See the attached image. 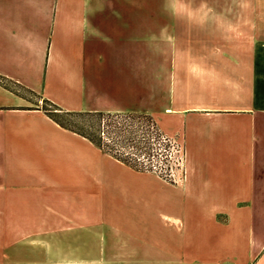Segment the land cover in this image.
I'll return each instance as SVG.
<instances>
[{"label": "crops", "instance_id": "1", "mask_svg": "<svg viewBox=\"0 0 264 264\" xmlns=\"http://www.w3.org/2000/svg\"><path fill=\"white\" fill-rule=\"evenodd\" d=\"M134 2L0 0V77L33 94L0 84V264H264V0ZM43 101L147 113L183 143V178L137 171Z\"/></svg>", "mask_w": 264, "mask_h": 264}, {"label": "rangeland", "instance_id": "2", "mask_svg": "<svg viewBox=\"0 0 264 264\" xmlns=\"http://www.w3.org/2000/svg\"><path fill=\"white\" fill-rule=\"evenodd\" d=\"M233 1L236 0H231L230 6L214 5L211 12L252 13V6L244 5L243 0H237L241 5H233ZM157 2L135 0L134 13L156 14ZM152 24L149 23L151 27ZM60 119L73 130L91 134L95 138L101 136L103 143L112 149V154L132 162L137 171L156 174L171 183L183 178L186 160L183 143L163 134L147 113L60 114Z\"/></svg>", "mask_w": 264, "mask_h": 264}, {"label": "trees", "instance_id": "3", "mask_svg": "<svg viewBox=\"0 0 264 264\" xmlns=\"http://www.w3.org/2000/svg\"><path fill=\"white\" fill-rule=\"evenodd\" d=\"M0 84L6 86L7 88L11 89L13 92L17 93V94H25V93H30L31 95H33L31 92H29L26 88L21 87L20 85L17 84H13L9 81H7L6 79H3L0 77ZM42 109L53 119L55 120L58 124H60L61 126L68 128L72 131H75L77 133H79L80 135H82L83 137L89 139L91 142H93L95 145H97L100 149H102L103 151H105L106 153H109L112 157H116L118 160H120L121 162L130 165V166H134L132 162H129L127 159L125 158H119L116 155L112 154V149L109 148V145H105L101 139V136L99 137L97 135V137H93L91 134L85 133V132H80V131H76L73 130L69 127H67L63 121L60 119V114H104V113H65L63 112L60 108H58L56 105H54L53 103L49 102V101H43L42 103ZM133 167V168H134Z\"/></svg>", "mask_w": 264, "mask_h": 264}]
</instances>
